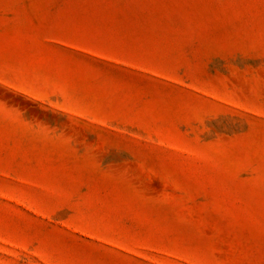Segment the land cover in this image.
Masks as SVG:
<instances>
[{
	"label": "rangeland",
	"instance_id": "obj_1",
	"mask_svg": "<svg viewBox=\"0 0 264 264\" xmlns=\"http://www.w3.org/2000/svg\"><path fill=\"white\" fill-rule=\"evenodd\" d=\"M0 264H264V0H0Z\"/></svg>",
	"mask_w": 264,
	"mask_h": 264
}]
</instances>
